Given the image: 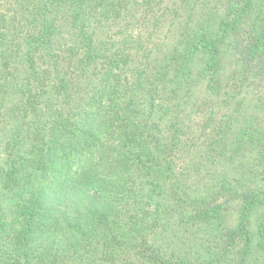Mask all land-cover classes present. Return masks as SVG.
<instances>
[{
    "label": "trees",
    "instance_id": "obj_1",
    "mask_svg": "<svg viewBox=\"0 0 264 264\" xmlns=\"http://www.w3.org/2000/svg\"><path fill=\"white\" fill-rule=\"evenodd\" d=\"M0 264H264V0H0Z\"/></svg>",
    "mask_w": 264,
    "mask_h": 264
}]
</instances>
